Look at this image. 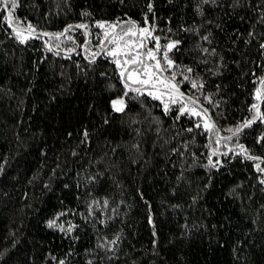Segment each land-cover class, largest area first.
I'll use <instances>...</instances> for the list:
<instances>
[{
    "label": "trees",
    "instance_id": "1",
    "mask_svg": "<svg viewBox=\"0 0 264 264\" xmlns=\"http://www.w3.org/2000/svg\"><path fill=\"white\" fill-rule=\"evenodd\" d=\"M11 3L0 5V264H264V0ZM133 23L161 51L179 41L167 75L210 128L126 87L103 34Z\"/></svg>",
    "mask_w": 264,
    "mask_h": 264
},
{
    "label": "snow or ice",
    "instance_id": "2",
    "mask_svg": "<svg viewBox=\"0 0 264 264\" xmlns=\"http://www.w3.org/2000/svg\"><path fill=\"white\" fill-rule=\"evenodd\" d=\"M0 5H3V7L7 9L9 7L8 0H0ZM16 6V0H12L11 9H15ZM149 9H151V5H149ZM7 15L9 17L8 23L11 24L12 11L9 10L7 12ZM71 27L72 26H69V28L65 29V33ZM76 27L86 28L87 26L77 25ZM98 27L104 28L105 25L99 24ZM110 27L112 31H106L103 34V39L107 43L114 45V47L107 50L105 54L114 58V63L120 69L121 77L125 78L127 81H130L132 84H139L145 88L150 86L152 89H155L156 92H160L159 95H155L153 91H148V95L153 96L154 99L161 100L164 96H168L172 104H176L178 102L183 101V94L179 93L178 85L174 83L176 79V73L171 72L170 78L164 77V73L170 72L171 69L174 67V61L168 58L167 53L173 48H175L179 41L167 43L164 46V50L161 51L159 37L154 36L153 30L149 29L148 27L137 29L135 24L133 23L131 27L124 29L120 34H113L117 25L113 24ZM27 31L29 35L35 33V29L31 25H28ZM63 34L64 33H61L60 35ZM16 35L20 38L22 43L25 42V40L28 38L24 36V33L20 30L16 31ZM55 38L59 39V36L57 35ZM148 40H152L154 42L153 48L141 52V49H145V42ZM99 46L103 48L102 44ZM262 47H264V45H262ZM157 53H159V58L157 56ZM92 56L93 59H95L96 53H92ZM148 61H152L153 63H148ZM161 61H163L164 63L162 64ZM177 71H179V69H177ZM184 71L191 72L192 69L186 68ZM181 75L183 76V79H188V77L184 76L183 73H181ZM262 84H264V81H262ZM158 85L161 87L158 88ZM126 87L131 91H135L138 94H142L140 88L132 89L130 88V85L127 84ZM191 87L196 88L197 84L192 83ZM161 88L163 89V91H161ZM173 93H176V95L174 96ZM126 94L127 93H125V95ZM256 96L257 99L260 98L259 91L257 92ZM112 103L114 111L121 112L124 110V101L122 98L115 100ZM252 107L254 109L257 108L256 105H253ZM164 110L165 112L169 110V105L167 103L164 104ZM187 111H191L193 115H200V113L195 112L194 110H189L186 107L180 110L179 114L182 115L184 112ZM252 123V120H248L242 125V127H250ZM199 126L200 125H197V127ZM206 127L210 128L211 125H206ZM240 130L242 129L238 128L236 130V133L234 134H237ZM86 135L87 133H85V136ZM260 139H264V136L260 137ZM256 169L257 171L264 173V168H261L259 164L256 165ZM260 183L264 184V180H261ZM53 224L54 221L50 222L49 226H53Z\"/></svg>",
    "mask_w": 264,
    "mask_h": 264
},
{
    "label": "rangeland",
    "instance_id": "3",
    "mask_svg": "<svg viewBox=\"0 0 264 264\" xmlns=\"http://www.w3.org/2000/svg\"><path fill=\"white\" fill-rule=\"evenodd\" d=\"M137 29H139V28H137ZM106 31L111 32V31H112L111 27H110V26H109V27H105V32H106ZM23 33H24V36H26V37H28V38L31 37V35H29L28 32H23ZM113 34H120V32H119L118 30L116 31V29H115ZM28 38H27V39H28ZM134 39H135V38H134ZM103 40H104V39H103ZM104 45H105V50H104L105 52H106L107 50H109V49H111V48L114 47V45L109 44V43H107L106 41H104ZM145 45H146V46H145V49H141V50H140L141 52H144V51H146L147 49L153 48L154 43H152L151 40H148V41L145 42ZM157 56L159 57V53H157ZM148 63H153V62H152V61H148ZM125 75H127V74H125ZM164 77H168V78H170L169 75H167V72L164 73ZM125 80H126V79H125ZM126 81H127V80H126ZM127 83H128V85H130V86H137V87H139V88L141 89V92H145V93L148 94V91H153L155 95H159V94H160V92H156L155 89H152L150 86H148L147 88H145V87H143V86H141V85H139V84H132L130 81H127ZM157 87L160 88L161 86L158 85ZM161 91H163L162 88H161ZM179 93H181V92L179 91ZM173 95L175 96L176 93H173ZM152 97H153V96H152ZM177 98H178V97H177ZM117 100H118V99H117ZM114 101H115V100H114ZM123 101H124V100H123ZM160 101H161L163 104L167 103L169 106H170V105H179L181 110H182L183 108H185V107H186L187 109H189V110H194L195 112L200 113V115H193L191 111H187V112H184V113H188V114L193 115V116H196V117H201V118H202V123L204 124L205 127H206V125H210V121H209L208 118L205 116V114H203V112H202L200 109H198L197 107H195L194 105H192V104H191V103H190V102L184 97V95H183V101L178 102V103H176V104H172L168 96H164ZM124 104H125V103H124ZM207 128H209V127H207Z\"/></svg>",
    "mask_w": 264,
    "mask_h": 264
}]
</instances>
